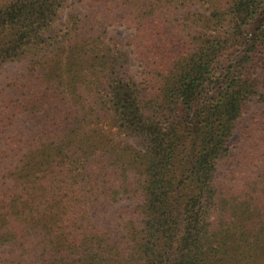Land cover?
Here are the masks:
<instances>
[{"label":"trees","instance_id":"trees-1","mask_svg":"<svg viewBox=\"0 0 264 264\" xmlns=\"http://www.w3.org/2000/svg\"><path fill=\"white\" fill-rule=\"evenodd\" d=\"M0 264H264V0H0Z\"/></svg>","mask_w":264,"mask_h":264},{"label":"rangeland","instance_id":"rangeland-1","mask_svg":"<svg viewBox=\"0 0 264 264\" xmlns=\"http://www.w3.org/2000/svg\"><path fill=\"white\" fill-rule=\"evenodd\" d=\"M73 8H74V6H73ZM76 9L78 11H81V9L78 5H76ZM66 15L67 14L65 13L63 15V17H65ZM132 33H133L132 29H128L127 27H125L123 25H114L108 29V36H112V35L116 36L117 38H119L120 40H122L124 42H126L128 40V38L132 35ZM124 50H126L129 53L130 62H131V69H132L133 73H135L136 77L138 79H140L142 67H141L139 61L135 57V54L133 52V46L125 44ZM117 139L132 141L131 138L125 137L122 135H117Z\"/></svg>","mask_w":264,"mask_h":264}]
</instances>
